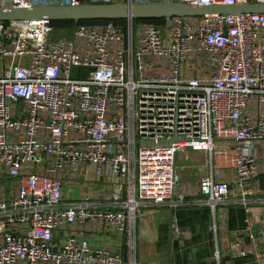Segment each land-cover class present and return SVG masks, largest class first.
<instances>
[{
	"label": "built area",
	"instance_id": "1",
	"mask_svg": "<svg viewBox=\"0 0 264 264\" xmlns=\"http://www.w3.org/2000/svg\"><path fill=\"white\" fill-rule=\"evenodd\" d=\"M137 3L264 0H0V9ZM185 18L58 30L48 19L0 21V264H124L81 236L91 228L125 243L127 264H142L138 220L184 205L178 163L191 153L210 166L231 156L249 213L254 188L264 193V14ZM231 185L201 178L200 202L213 211Z\"/></svg>",
	"mask_w": 264,
	"mask_h": 264
},
{
	"label": "crops",
	"instance_id": "2",
	"mask_svg": "<svg viewBox=\"0 0 264 264\" xmlns=\"http://www.w3.org/2000/svg\"><path fill=\"white\" fill-rule=\"evenodd\" d=\"M214 144L221 149L229 146L225 141H215ZM231 159V156L216 158L210 166L207 155L191 153L189 159L178 163L182 168L175 194H182L187 199L172 213L170 209L158 207L140 216L137 260L142 264H264V225L259 223L264 221V193L254 188L253 196L248 197L250 211L246 213L234 186ZM263 162L264 156L257 158L260 170H264ZM203 177L228 179L232 184L227 201L213 211L200 202L198 183ZM64 192L67 201L75 199L76 191L69 186ZM247 219L251 226L247 225ZM175 228L179 230L177 237L173 234ZM80 234L92 244L120 253L124 264L129 262L128 247L116 237L103 235L92 228L82 230ZM253 241L257 251L263 253L260 263L254 257ZM215 252L218 259H215Z\"/></svg>",
	"mask_w": 264,
	"mask_h": 264
},
{
	"label": "water",
	"instance_id": "3",
	"mask_svg": "<svg viewBox=\"0 0 264 264\" xmlns=\"http://www.w3.org/2000/svg\"><path fill=\"white\" fill-rule=\"evenodd\" d=\"M246 13L264 14V4L239 6H192L185 3H137V4H82L78 6H51L26 9H0V21L48 19L51 22L148 20L170 17H198L205 14L234 15ZM179 139L173 137L170 142ZM172 213V210H171Z\"/></svg>",
	"mask_w": 264,
	"mask_h": 264
},
{
	"label": "trees",
	"instance_id": "4",
	"mask_svg": "<svg viewBox=\"0 0 264 264\" xmlns=\"http://www.w3.org/2000/svg\"><path fill=\"white\" fill-rule=\"evenodd\" d=\"M111 21L116 25H122L124 20H105V21H79L76 24L81 25H98L102 24L104 22ZM163 19H148V20H135L136 23H142V24H161ZM75 23L71 21H59V22H51V26L53 29H70L73 27Z\"/></svg>",
	"mask_w": 264,
	"mask_h": 264
},
{
	"label": "rangeland",
	"instance_id": "5",
	"mask_svg": "<svg viewBox=\"0 0 264 264\" xmlns=\"http://www.w3.org/2000/svg\"><path fill=\"white\" fill-rule=\"evenodd\" d=\"M185 19H186V21H189V22H190V21H193L195 18H194V17H187V18H185ZM155 25L159 26L160 24H158V23L156 24V23H155ZM82 72H83L82 69H79V72L76 73V72L74 71L73 74H74V75H78V77H82L83 75H86V74H87V71H86V70H85L86 73H82Z\"/></svg>",
	"mask_w": 264,
	"mask_h": 264
}]
</instances>
